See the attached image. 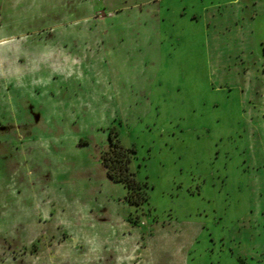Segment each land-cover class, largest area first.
Returning <instances> with one entry per match:
<instances>
[{
    "label": "rangeland",
    "instance_id": "374dc122",
    "mask_svg": "<svg viewBox=\"0 0 264 264\" xmlns=\"http://www.w3.org/2000/svg\"><path fill=\"white\" fill-rule=\"evenodd\" d=\"M0 264H264V0H0Z\"/></svg>",
    "mask_w": 264,
    "mask_h": 264
},
{
    "label": "trees",
    "instance_id": "16d2710c",
    "mask_svg": "<svg viewBox=\"0 0 264 264\" xmlns=\"http://www.w3.org/2000/svg\"><path fill=\"white\" fill-rule=\"evenodd\" d=\"M108 138L109 147L101 153V161L106 167L108 176L125 185L128 202L138 206L147 199L148 194L145 183L137 180L130 167L135 148L121 143L114 126L110 128Z\"/></svg>",
    "mask_w": 264,
    "mask_h": 264
},
{
    "label": "crops",
    "instance_id": "0c3cea01",
    "mask_svg": "<svg viewBox=\"0 0 264 264\" xmlns=\"http://www.w3.org/2000/svg\"><path fill=\"white\" fill-rule=\"evenodd\" d=\"M188 223H195L196 224V222L195 221H188ZM196 227V226H195ZM188 228H189V226H187L186 228H184L185 230H187L188 231ZM189 234V233H188ZM200 234V231H199V229L196 231V234L195 235H199ZM262 257V256H261ZM257 260H259V259H257Z\"/></svg>",
    "mask_w": 264,
    "mask_h": 264
}]
</instances>
